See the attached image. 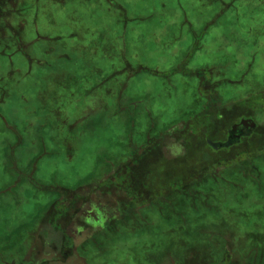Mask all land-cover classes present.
I'll list each match as a JSON object with an SVG mask.
<instances>
[{
  "label": "rangeland",
  "instance_id": "rangeland-1",
  "mask_svg": "<svg viewBox=\"0 0 264 264\" xmlns=\"http://www.w3.org/2000/svg\"><path fill=\"white\" fill-rule=\"evenodd\" d=\"M11 1L0 4V264H32L36 255L41 256L37 264L43 259L60 264L54 259L60 258L64 239L53 228L66 200L62 189L89 199L73 221H57L69 235L84 227L92 205L111 217L122 213L130 199L136 212L132 223H115L110 238L87 241L78 251L83 259L91 264L173 262L185 242L180 234L164 233L169 209L163 202L161 211L150 208V199L137 202L130 192L114 188L109 193L108 186L124 184L122 175L113 177L130 161L139 177L142 159L160 144L163 157L143 163L148 182L142 189L152 187L153 180L154 197L166 184L211 165L220 153L205 143L228 139L231 129L246 121L257 129L246 137V147L260 145L264 0ZM196 70L219 85L216 91L228 107L212 112L211 126L205 122L208 116L195 115L206 112L202 104L209 88L189 74ZM248 161L247 155L239 156L226 168L240 163L242 172L250 173ZM170 170L174 174L167 177ZM253 188H244L249 194L241 202L235 200L240 194L228 199L227 219L249 218L263 227L264 208L253 213L250 198L264 196V188ZM177 200L175 193L165 195L166 202ZM89 216L96 218L93 212ZM232 224L234 231L205 230L195 250L203 244L216 253L221 244L212 243L247 233L237 220ZM144 233L151 235L135 238ZM95 244L103 249L90 252ZM205 257L203 250L195 252L188 264H202Z\"/></svg>",
  "mask_w": 264,
  "mask_h": 264
},
{
  "label": "trees",
  "instance_id": "trees-1",
  "mask_svg": "<svg viewBox=\"0 0 264 264\" xmlns=\"http://www.w3.org/2000/svg\"><path fill=\"white\" fill-rule=\"evenodd\" d=\"M189 74L193 76L195 75L197 77L196 81L200 82V85L202 84L203 87L207 84L209 85L208 89H204V91L206 92L204 93V96L208 100L202 104L204 105L203 110L208 114L206 112H198L195 115L197 116V119H203V116L204 118L208 116L205 122L207 125L211 126L215 121L214 118H216V116H213L212 112L220 109H222V111L228 109L227 105H225L226 102L221 100L219 90L218 92L216 91V87H218L219 85L216 86L212 84V82L209 83L208 80L206 81L205 76L203 75L204 71H190ZM223 102L224 104H222ZM218 119H221V113ZM255 130L257 129L255 128ZM255 130L251 134L245 136L242 142L239 141L230 144L227 147L220 146L219 143L221 141L217 142V144L213 143L212 146H209L210 144L205 143L206 147H209L211 150L215 152L216 150L219 151V156L211 162L212 164L210 163L211 165H204L205 167L203 166L200 170H198L197 175H195L194 177L191 174L182 182H179L177 184H175V182H170L166 184V186H164V190L161 189L160 195L155 196L157 199H155V197L151 195L155 194L153 192L155 191L154 188L156 183L153 180L149 183L152 187L148 188L147 190L142 189V187L145 186V184H147L148 182L146 181L147 179L145 180V174L143 173V170L145 169L143 163L150 161L151 159L157 160L163 157L162 144L156 146L154 150L150 151L144 158L145 160L142 159V166H140L141 169H138L140 171L137 170L136 173L139 174V177H135L134 171L136 168L135 166H133V164H131V161L123 168L118 169L114 174L113 180L116 179L115 175L120 174L122 176H119L118 178H120L124 184L117 183L116 181L110 183L107 190L109 191V193L114 188L115 190H117L116 192H118L119 190L125 191V193L130 192L133 193V196L135 199H137V202L141 203V200L143 199H150V208L158 207L159 211H161V205L163 202V208H166V211L169 209V212L167 213V215L169 216V221L166 219V226H168V228L164 231V233L170 234V237L174 236L175 238H177L180 234L183 242H185V245L183 253L180 254V256L177 257L173 262H168L167 264H188V259L190 260V257L193 255V253L196 252L198 254V252L200 253L202 252V250L207 256L204 258L205 261L202 264H244L243 262H239L241 258L246 259V264H264V233H261V235L259 236V234H256L257 232H255L254 230L255 227H257L259 228V230L261 229L264 231V225L262 227L261 222H256L253 219L249 218L239 219L234 217L233 219H227V216L229 214L225 216L226 213H228L229 209H231L228 204V199L230 197L240 194L235 198V200H239V202H241L244 197H247L249 194V191H246L244 189L245 187L252 186L254 187L253 189L257 191H261L264 188V134L258 147H246L247 139L253 136ZM158 140L159 142H161L162 138H159ZM174 140H176V144L182 145L180 138L175 137ZM165 155H167V153H165ZM245 155H247V158L249 160L248 162H250V164L252 165V171H250V173L242 172L243 167H240V163V166L239 164H237L238 166H234L231 171L226 168L227 165H229V162L235 160L234 163L236 164L237 157H245ZM166 159L167 157L165 156L164 164L167 163ZM176 160L177 159H174L172 161ZM171 174H174V171L170 170V172L166 174V176L171 177ZM106 179L109 178L107 177ZM155 181H157V179H155ZM232 187L235 188V192L230 193L228 189ZM171 193H175V196L178 199L176 203L165 201V195ZM62 194L65 195L64 199L66 200L65 202H63L64 204H61L62 213H60L59 218L54 222L55 228H53V231L61 234L60 238L64 239V245H62L61 249L58 250L60 258L54 259V261H57L60 264H70V262H73L74 264H91L88 259H86L85 257L83 259V256H80L78 253L80 249H83V245L87 241H94L96 236H102L105 239L110 238L111 230L115 231V223L123 221H130V223H132L131 218H134L136 213L132 209L131 204H129L130 199L128 200L127 205H125L124 207L122 206V213L115 211L112 213L111 217H106L104 214H102V210H100L95 205H92L94 207L92 208L93 210L91 209L92 211L90 210L89 212H87V217L85 220H83L84 227L75 228L74 234L69 235L66 232V228L62 226L61 222L58 223L57 221L62 218L65 219L66 217L71 219L70 222L73 221L78 216V214L81 213L82 207L85 204L89 203V199L87 196L83 197L77 195L74 192L68 191L67 189H62ZM250 200L254 201L252 203L256 205V207L253 206L251 208V211L253 213H259L260 210L264 208V196H257V198H250ZM126 203L127 201L125 202V204ZM53 205L56 206V203ZM53 205L50 208L52 209V211L54 208ZM233 210L242 211L241 208ZM91 212L95 214L96 218L93 219L91 216H89ZM236 220L238 221L239 226L245 228V231L247 232L246 234L242 236L233 235L232 241L230 240L229 242L227 241V239H225L224 241L218 240L212 243V245L214 246H218L221 244V247H216V249L218 250L216 253H213L214 251H212L210 247H207L203 244L201 245L203 246L202 248L199 249L198 246V248L195 250V240H199V238L203 237V233L205 230H207L208 228H216L221 230L224 229V231H234V228L236 227H234L235 225H233L232 223L233 221L236 222ZM190 223L192 225L191 227ZM245 224L248 225L244 226ZM252 224H254L253 229L251 228ZM174 227L182 228V230H179L180 232L177 231L178 233H176V230L173 229ZM130 230L131 229L129 228L128 231ZM250 230L254 231L255 233L252 234ZM150 235L151 234L144 233L141 236L135 238H142L144 236ZM249 235H252V237L256 239H250ZM245 236H247V239ZM257 242H259V244ZM35 243L37 242L35 241ZM240 247L244 248V250L238 252V249ZM95 249L96 251H100L103 248L101 247V245L98 246L95 244L90 252H93V250ZM30 251L31 248L26 249L27 258H29L28 255ZM36 256V261L37 259H41L39 258L41 257L40 255H38L39 257ZM207 258L208 261H206ZM213 258H217V261L212 262ZM35 259H33L34 261L31 262L32 264L39 263L38 261L36 262ZM40 264H47V260L43 259Z\"/></svg>",
  "mask_w": 264,
  "mask_h": 264
},
{
  "label": "flooded vegetation",
  "instance_id": "flooded-vegetation-1",
  "mask_svg": "<svg viewBox=\"0 0 264 264\" xmlns=\"http://www.w3.org/2000/svg\"><path fill=\"white\" fill-rule=\"evenodd\" d=\"M0 4H6L7 6L10 4H13V2L11 0H0ZM9 8H6V10H8ZM255 129V127H254ZM254 129L252 131H249L245 126H238L235 127L233 129H231L230 133H229V137L228 139H224L223 141H221L219 144L220 146H228L230 144L236 143L241 141V139H243L245 136L251 134ZM209 146H212L213 143H209Z\"/></svg>",
  "mask_w": 264,
  "mask_h": 264
},
{
  "label": "water",
  "instance_id": "water-1",
  "mask_svg": "<svg viewBox=\"0 0 264 264\" xmlns=\"http://www.w3.org/2000/svg\"><path fill=\"white\" fill-rule=\"evenodd\" d=\"M242 126H245L249 131H252L255 127V125L251 121H246V123L240 125V127Z\"/></svg>",
  "mask_w": 264,
  "mask_h": 264
}]
</instances>
